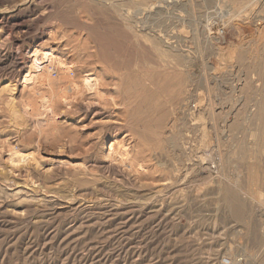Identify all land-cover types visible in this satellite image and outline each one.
<instances>
[{
    "label": "rangeland",
    "instance_id": "1",
    "mask_svg": "<svg viewBox=\"0 0 264 264\" xmlns=\"http://www.w3.org/2000/svg\"><path fill=\"white\" fill-rule=\"evenodd\" d=\"M238 1L0 0V264L264 263V0ZM132 11L146 32L127 28ZM41 49L66 67L51 89L23 85ZM83 75L103 78L106 101L67 96ZM53 94L70 106L57 99L47 123ZM177 135L184 166L165 180ZM114 137L147 172L104 173Z\"/></svg>",
    "mask_w": 264,
    "mask_h": 264
},
{
    "label": "bare ground",
    "instance_id": "2",
    "mask_svg": "<svg viewBox=\"0 0 264 264\" xmlns=\"http://www.w3.org/2000/svg\"><path fill=\"white\" fill-rule=\"evenodd\" d=\"M173 0H170V2H172ZM221 2H223V0H220ZM226 1V0H225ZM227 1H234V0H227ZM236 1H238V0H236ZM257 0H245V7L246 8H248L249 6L248 5H250L251 3H253V2H256ZM10 2V1H9ZM11 2H13V1H11ZM239 2V1H238ZM243 2V1H242ZM262 2V1H261ZM103 3V2H102ZM132 3V2H131ZM257 3V2H256ZM223 4H225L224 2H223ZM241 4H243V3H241ZM22 6V5H21ZM254 6V5H253ZM23 7V6H22ZM25 7V6H24ZM256 7V6H255ZM159 8V7H158ZM161 8V7H160ZM254 8V7H253ZM31 9V8H30ZM249 9V8H248ZM14 10H15V8H14ZM247 10V9H246ZM124 11H126V10H124ZM143 11V10H142ZM13 12V11H12ZM18 12V11H17ZM26 12V11H25ZM141 14V12H135V11H132L130 14H128V13H125L124 12V15H123V18H124V20H125V22H126V26H127V28H129L130 30H132L133 32L135 31L136 32V29L138 28V30L139 31H147V30H145V29H147V27L145 28L143 25H141V24H139V22H140V20L137 18L139 15ZM219 15V14H218ZM223 15V14H222ZM229 15V14H228ZM237 15V14H236ZM235 15V16H236ZM247 15V14H246ZM219 16H221V15H219ZM235 16H233L232 18H234ZM222 17V16H221ZM229 18V17H228ZM231 18V19H232ZM245 18V17H244ZM20 19V18H19ZM41 19V18H40ZM223 19V18H222ZM237 20V19H236ZM246 20V19H245ZM252 20V19H251ZM235 21V20H234ZM238 21V20H237ZM141 22H143V21H141ZM243 22V21H242ZM246 22V21H245ZM253 22H254V20H253ZM261 24H263V22H264V20H263V22H262V19L259 21ZM2 23V22H1ZM235 23H237V22H235ZM239 23V22H238ZM244 23V22H243ZM5 26V25H4ZM125 26V27H126ZM215 26V25H214ZM1 27V26H0ZM261 27V26H260ZM13 28V27H12ZM35 28V27H34ZM149 28V27H148ZM3 29V28H2ZM5 29V28H4ZM89 29V28H88ZM9 30V29H8ZM137 30V31H138ZM150 30V29H149ZM152 30V29H151ZM149 31V32H155L154 30L153 31ZM264 30V26H262L261 27V29H260V33L262 32ZM258 31V30H257ZM5 32V31H4ZM17 32V31H16ZM205 32L207 33V38L209 37L210 38V36H208V34H210V29L209 28H206L205 27ZM129 33V32H128ZM137 33V32H136ZM135 33V34H136ZM139 33V32H138ZM142 33V32H141ZM221 33V32H220ZM2 34V33H1ZM5 34V33H4ZM89 34V33H88ZM144 34H146V33H144ZM155 34V33H154ZM96 35V34H95ZM126 35V34H125ZM218 35V34H217ZM13 36V35H12ZM16 36V35H15ZM134 36V35H133ZM141 35H139V37H140ZM146 36H147V34H146ZM158 36V35H157ZM1 37H2V35H1ZM3 37H5V36H3ZM99 37H101L100 35H99ZM102 37H103V35H102ZM105 37V36H104ZM103 37V38H104ZM155 37L156 36H154V39H155ZM112 38V37H111ZM128 38V37H127ZM148 38H150V37H148ZM159 38V37H158ZM157 38V39H158ZM222 38V37H221ZM100 39V38H99ZM102 39V38H101ZM106 39V38H105ZM113 39V38H112ZM128 39H130V38H128ZM156 39V40H157ZM206 39V38H205ZM211 39V38H210ZM214 39H215V37H214ZM1 40H2V38H1ZM5 40V39H4ZM107 41H106V43L108 42V39H106ZM133 40V39H132ZM208 40V39H207ZM3 41V40H2ZM6 41V40H5ZM104 41V40H103ZM111 41V40H110ZM136 41V40H135ZM160 41V40H159ZM264 41V40H263ZM112 42H113V40H112ZM117 42V41H116ZM162 42H164V41H162ZM109 43V42H108ZM131 43V42H130ZM137 43V42H136ZM1 44V43H0ZM104 44V43H103ZM158 44V43H157ZM106 45V44H105ZM115 45V44H114ZM119 45V44H118ZM122 45V44H121ZM166 45V44H165ZM107 47H108V44L106 45ZM105 46V47H106ZM112 46V45H111ZM116 46V45H115ZM127 46H129V44H127ZM110 47V46H109ZM114 47V46H113ZM113 47L112 48H109V49H113ZM163 47H165L164 45H163ZM49 48V47H48ZM126 48V47H125ZM125 48H123V49H125ZM130 48H132L131 47V44H130ZM134 48V47H133ZM51 49V48H50ZM107 49V48H106ZM114 49H116V48H114ZM114 49H113V51H114ZM121 48H119V50H120ZM121 50V51H123L124 52V50ZM126 49H128V48H126ZM156 49H158V47L156 48ZM161 49V48H160ZM160 49H158V50H160ZM22 50V49H21ZM42 50V49H41ZM100 50V49H99ZM108 50V49H107ZM118 50V49H117ZM136 50V49H135ZM134 50V55H136V51ZM138 47H137V53H138ZM112 51V52H113ZM120 51V52H121ZM126 51V50H125ZM128 51H129V49H128ZM125 52L124 54H128L129 52ZM131 51V50H130ZM166 51V50H165ZM173 51V50H172ZM185 51V50H184ZM25 52V51H24ZM104 52H106V50L104 51ZM117 52V51H116ZM116 52H114L113 54H115ZM160 52H162V51H160ZM167 52H171V50L170 51H168L167 50ZM262 52V51H261ZM21 53V52H20ZM87 53V52H86ZM101 53V52H100ZM188 53V52H187ZM256 53V52H255ZM263 53V52H262ZM22 54V53H21ZM98 55H99V53H97ZM106 54V53H105ZM104 54V55H105ZM109 54V53H108ZM122 54V53H121ZM129 54H131V52L129 53ZM163 54V53H162ZM164 54H165V52H164ZM163 54V55H164ZM86 55V54H85ZM103 55V54H102ZM116 55H119L118 53L116 54ZM258 55V54H257ZM1 56V55H0ZM66 56V55H65ZM93 55L91 54V57H92ZM96 56V55H95ZM129 56H132V58H133V54L132 55H129ZM137 56V55H136ZM135 56V57H136ZM254 56V55H253ZM58 57V56H57ZM87 57V56H86ZM106 57H108L107 55H106ZM110 57V56H109ZM108 57V58H109ZM114 57H116V56H114ZM144 57V56H143ZM2 58V57H1ZM13 58V57H12ZM20 58V57H19ZM26 58V57H25ZM28 58V57H27ZM29 58L31 59V61L29 62L28 61V65H27V71L25 72V74L23 75V85L24 86H27V85H33V83L36 81V80H42V79H44L43 80V82H45L46 83V85L48 86V87H50V89H51V87H52V82L53 81H57V80H53L52 82L50 81V79H49V77H50V74L52 75V71H59V70H65L66 69V67H65V65H64V62H62V61H60L59 59H57L56 57H53V55L49 52V50H42V51H37V50H34L32 53H31V55L29 56ZM87 58H89V57H87ZM257 58V57H256ZM110 59V58H109ZM108 59V60H109ZM134 59V58H133ZM10 60V59H9ZM14 60H15V58H14ZM27 60V59H26ZM26 60H24V62L26 61ZM111 60V59H110ZM13 62V61H12ZM27 62V61H26ZM104 62V61H103ZM108 62V61H107ZM95 63V62H94ZM106 63V62H105ZM109 63V62H108ZM177 63V62H176ZM178 63H180V62H178ZM26 64V63H25ZM90 64H92V63H90ZM107 64V63H106ZM8 65V64H7ZM110 65H113V64H110ZM17 66H19V65H17ZM26 66V65H25ZM95 66V65H94ZM108 66V65H107ZM160 66V65H159ZM171 66V65H170ZM113 67V66H112ZM162 67H163V69H167V68H170L168 65H167V62L165 63H163V65H162ZM17 68V67H16ZM109 68V67H108ZM175 68H176V70H178V68H181V67H178V65L177 66H175ZM162 69V70H163ZM183 69V68H182ZM10 70H11V68H10ZM95 70V69H94ZM173 70H175V69H173ZM62 71V72H63ZM69 71V70H68ZM98 71V70H97ZM20 72V71H19ZM52 72V73H51ZM59 72H61V71H59ZM66 72V71H65ZM163 72V71H162ZM179 72V71H178ZM182 72V71H181ZM68 73V72H67ZM66 73V74H67ZM176 73H177V71H176ZM180 73V72H179ZM17 74H19V73H17ZM54 74H55V72H54ZM61 75H62V73H60ZM59 74V75H60ZM65 74V76H64V80H65V78H66V75ZM9 75V74H8ZM60 75V76H61ZM91 75V74H90ZM95 75V74H94ZM58 76V75H57ZM100 76V75H99ZM182 76V75H181ZM18 77V76H17ZM21 77V76H20ZM62 77V76H61ZM60 77V78H61ZM83 77H84V75H83ZM82 77V78H83ZM58 78V77H57ZM101 78V77H100ZM102 79L103 78H101V81H99L97 78H93L92 76H86V77H84L83 79H82V81H81V83L79 84V85H77V84H74V83H71V82H68V84L66 85V88L64 89V91H65V93L67 92V96H69L68 94V92H71V94L73 95V94H75L76 96H79V97H77V98H82L83 96L84 97H86L85 95H94V96H97L98 98H101L102 96L104 97L105 95V93H103V95H102V93H101V90L105 87V83L102 81ZM60 80V79H59ZM66 80H67V78H66ZM71 80H72V78H71ZM145 80V79H144ZM149 80V79H148ZM161 80V79H160ZM180 80H181V77H180ZM183 80V79H182ZM182 80H181V82H182ZM13 81V80H12ZM69 81V80H68ZM73 81V80H72ZM106 81V80H105ZM179 81V80H178ZM212 81V80H211ZM41 82V81H40ZM41 83L40 85H42V84H44V83ZM62 82V81H61ZM67 82V81H66ZM146 82V81H145ZM152 82V81H151ZM14 83V82H13ZM35 83H37V82H35ZM54 83V82H53ZM59 83H60V81H59ZM63 83V82H62ZM150 83V82H149ZM165 83V82H164ZM58 83H56V85H57ZM45 85V84H44ZM61 85V84H60ZM108 85V84H107ZM184 85V84H183ZM15 86V85H14ZM35 86V85H34ZM43 86V85H42ZM41 86V87H42ZM54 86V85H53ZM62 86V85H61ZM64 86H65V84H64ZM30 87V86H29ZM28 87V88H29ZM33 87V86H32ZM32 87H30V88H32ZM36 87V86H35ZM38 87V86H37ZM154 87V86H153ZM152 87V88H153ZM183 87V86H182ZM245 87V86H244ZM23 88H25V87H23ZM30 88H29V90H30ZM56 88V87H55ZM106 88V87H105ZM104 88V89H105ZM22 89V88H21ZM33 89H36V88H33ZM44 89V88H43ZM47 90V89H46ZM180 90V89H179ZM181 90H183L182 88H181ZM186 90V89H185ZM34 91V90H33ZM32 91V92H33ZM37 91V90H36ZM36 91H34V93L36 92ZM57 91V90H56ZM55 91V92H56ZM60 91V90H59ZM63 91V90H62ZM62 91H60V92H62ZM109 90H107V92H108ZM31 92V91H30ZM31 92V93H32ZM103 92V91H102ZM183 92H185V91H183ZM49 93H52V92H49ZM64 93V92H63ZM181 93V92H180ZM209 93V92H208ZM21 94V93H20ZM40 94V93H39ZM60 94V93H59ZM59 94H53L51 97H50V100L49 101H47L48 103V105L46 106V110H47V112L45 111V112H43L44 114L46 113V118H45V121L48 123L49 121H51L52 119H53V114L51 113V110H52V108L53 107H55V106H53V104L54 103H57V99H58V101L59 102H61V104L63 105H66V108L67 107H69L70 106V103H69V101L68 102H66L67 101V98H66V95L65 94H62V95H59ZM107 94V93H106ZM114 94V93H113ZM175 94V93H174ZM195 94V93H194ZM8 95V94H7ZM87 95V96H88ZM179 95H181V94H179ZM179 95H178V97H179ZM186 95V94H185ZM210 95V94H209ZM42 96V95H41ZM48 96H50V95H48ZM74 96V95H73ZM72 96V97H73ZM107 96V95H106ZM105 96V97H106ZM20 97V96H19ZM42 97H44V95L42 96ZM46 97H47V95H46ZM90 97V96H89ZM102 97V98H103ZM159 97V96H158ZM184 97V96H183ZM190 97V96H189ZM49 98V97H48ZM88 98V97H87ZM160 98V97H159ZM162 98V97H161ZM176 98V97H175ZM182 98V97H181ZM180 98V99H181ZM191 98V97H190ZM189 98V99H190ZM213 98V97H212ZM68 99H69V97H68ZM86 99V98H85ZM105 99H107V97L106 98H104V100ZM109 99H111V98H109ZM109 99H108V101H109ZM114 98H112V100H113ZM196 99V98H195ZM44 100L45 99H43V102H44ZM47 100V99H46ZM72 100V99H71ZM77 100H79V99H77ZM83 100V99H82ZM98 100V99H97ZM170 100V99H169ZM88 101V100H87ZM92 101V100H91ZM99 101V100H98ZM106 101V100H105ZM114 101V100H113ZM164 101H166L165 99H164ZM196 101V100H195ZM194 101V102H195ZM46 102V101H45ZM79 102V101H78ZM83 102V101H82ZM95 102H96V99H95ZM112 102V101H111ZM180 102V101H179ZM184 102V101H183ZM220 102V101H219ZM243 102V101H242ZM94 103V102H93ZM100 103V102H99ZM104 104H105V102H103ZM102 103V104H103ZM115 103V102H114ZM167 103V102H166ZM181 103V102H180ZM197 103V102H196ZM210 103V102H209ZM252 103V102H251ZM257 103V102H256ZM59 104V103H58ZM72 104H73V102H72ZM76 104L78 105V103L76 102ZM75 104V105H76ZM92 104V103H91ZM173 104V103H172ZM42 105H44V104H42ZM55 105V104H54ZM76 105V106H77ZM81 105V104H80ZM100 106H101V104H99ZM114 105V104H113ZM45 106V105H44ZM53 106V107H52ZM74 106V105H73ZM73 106H71L70 107V109H72V107ZM103 106V105H102ZM168 106V105H167ZM176 106H178V104H176L175 105V107ZM185 106V105H184ZM210 106V105H209ZM261 106V105H260ZM31 107V106H30ZM52 107V108H51ZM63 107V106H62ZM81 107V106H80ZM181 107H182V104H181ZM197 107V106H196ZM254 107V106H253ZM85 108H87V106L85 107ZM98 108V107H97ZM96 108V109H97ZM173 108V107H172ZM178 108V107H177ZM176 108V109H177ZM210 108H211V106H210ZM210 108H209V110H210ZM213 108V107H212ZM263 108V107H262ZM31 109V108H30ZM39 109V108H38ZM45 109V108H44ZM70 109H68V110H70ZM214 109V108H213ZM260 109V108H259ZM73 110H75V108L73 109ZM77 110V109H76ZM75 110V111H76ZM100 110H101V108H100ZM182 110H184V109H182ZM190 110V109H189ZM261 111H262V109H260ZM88 111V110H87ZM186 111V110H185ZM184 111V112H185ZM25 112V111H24ZM28 112V111H27ZM77 112V111H76ZM85 112V111H84ZM89 112H91V111H89ZM99 112H101V111H99ZM188 112V111H187ZM187 112H185L184 114H186ZM253 111H251V113H252ZM255 112V111H254ZM257 113H258V111H256ZM29 113V112H28ZM34 113H35V111H34ZM33 113V114H34ZM104 113V112H103ZM173 113V112H172ZM175 113V112H174ZM70 114H72V113H70ZM88 114V113H87ZM100 114V113H99ZM106 114V113H105ZM111 114V113H110ZM197 114H199V113H197ZM210 114V113H209ZM256 114V113H255ZM261 114H262V112H261ZM29 115V114H28ZM61 115H64L65 116V114H61ZM67 115V114H66ZM89 115V114H88ZM98 115V114H97ZM96 115V116H97ZM104 115V114H103ZM191 115V114H190ZM247 115V114H246ZM256 115H258V114H256ZM57 116V115H56ZM94 116V115H93ZM211 116V115H210ZM209 116V117H210ZM32 117H33V115H32ZM35 117V116H34ZM60 117V116H59ZM84 117V116H83ZM98 117V116H97ZM108 117V116H107ZM237 117H238V115H237ZM252 117H256L255 115H254V113H252V115L251 116H249V114H248V116H246L245 118H244V120L245 121H249V120H251V118ZM58 118V117H57ZM85 118H86V116H85ZM101 118V117H100ZM210 118H212V116L210 117ZM227 118V117H226ZM242 118V117H241ZM240 118V119H241ZM83 119V118H82ZM81 119V120H82ZM102 119V118H101ZM172 119V118H171ZM238 119V118H237ZM253 119V118H252ZM255 119V118H254ZM253 119V120H254ZM260 119V118H259ZM264 119V118H263ZM78 120V119H77ZM108 120V119H107ZM253 120H251V121H253ZM256 120H258V119H256ZM53 121H55V120H53ZM85 121V120H84ZM240 121V120H239ZM255 121V120H254ZM37 122V121H36ZM66 122V121H65ZM106 122V121H105ZM250 122V121H249ZM53 123V122H52ZM43 124V123H42ZM105 124V123H104ZM169 124V123H168ZM171 124H172V122H171ZM56 125V124H55ZM82 125V124H81ZM80 125V126H81ZM108 125V124H107ZM46 126V125H45ZM112 126V125H111ZM165 126V125H164ZM212 126V125H211ZM210 126V127H211ZM103 127V126H102ZM155 127V126H154ZM167 127V126H166ZM168 127H170V126H168ZM255 127V126H254ZM85 128V127H84ZM173 128V127H172ZM152 129V128H151ZM158 129V128H157ZM133 130V129H132ZM171 130V129H170ZM182 130V129H181ZM172 131V130H171ZM185 131V130H184ZM82 132V131H81ZM158 132V131H157ZM246 132V131H245ZM104 132H102V134H103ZM156 133V132H155ZM159 133V132H158ZM161 133V132H160ZM174 132H172V133H170V134H173ZM157 134V133H156ZM164 134V133H163ZM167 134V133H166ZM173 135H175V134H173ZM114 136V135H113ZM138 136V135H137ZM165 136V135H164ZM167 136V135H166ZM242 136V135H241ZM245 136V135H244ZM143 137V136H142ZM235 137V136H234ZM108 138V137H107ZM183 138H185V137H183ZM183 138L181 137V135H177V137L175 138V140L172 142L173 143V148L172 147H170V149L172 148V151L171 150H169V151H171V152H173V155H174V157H175V159L174 160H176L175 161V163H176V166L174 165L173 167V169H166V168H164V170H163V173H164V175H166L167 177V179H165V180H170L171 178V176H173V173L174 172H178L181 168H183V164H184V156H183V147H184V140H183ZM230 138V137H229ZM237 138V137H236ZM245 138H246V136H245ZM244 138V139H245ZM117 139V138H116ZM115 139V137L114 138H112L111 139V141H110V144L108 145L109 147H108V149H107V151H105V153L103 152V154H104V156L106 157V161H102L103 163H102V165H101V168H102V170L104 171V173L105 174H107V176L108 177H113V178H111L113 181H115L116 182V177H119V176H123L124 175V172H125V168L127 169H129V172L132 170V172H135V173H137V174H140L141 172L143 173L144 171H146L145 170V167H147V166H144L143 164H142V162L141 163H139V161H136L134 158H135V156H134V158L131 156V154H130V150L128 149V147L127 146H125V143L124 142H118L117 140ZM143 139V138H142ZM233 139V138H232ZM258 139V138H257ZM167 140H168V138H167ZM172 140H173V138H172ZM84 141H85V139H84ZM92 141V140H91ZM164 141H166V140H164ZM186 141H188L187 139H186ZM247 141V140H246ZM168 142V141H167ZM169 143V142H168ZM186 143V142H185ZM132 144H133V142H132ZM170 144V143H169ZM253 144V143H252ZM16 145V144H15ZM167 145V144H166ZM172 145V144H171ZM186 145V144H185ZM240 145V144H239ZM141 146V145H140ZM168 146V145H167ZM187 146V145H186ZM185 146V147H186ZM84 147V146H83ZM240 147V146H239ZM238 147V148H239ZM141 148V147H140ZM232 148V147H231ZM142 149V148H141ZM242 149V148H241ZM260 149V148H259ZM82 150V149H81ZM88 150V149H87ZM139 150V149H138ZM188 150V149H187ZM166 151V150H165ZM85 152V151H84ZM87 152V151H86ZM169 153V152H168ZM191 153H192V151H191ZM21 154V153H20ZM24 154V153H23ZM166 154V153H165ZM210 154V153H209ZM241 154H242V152H241ZM246 154V153H245ZM158 155V154H157ZM156 155V156H157ZM12 159H14V158H19L18 157V155H17V152H14V153H12ZM76 156V155H75ZM167 156V155H166ZM186 156V155H185ZM188 156V155H187ZM203 156V155H202ZM161 157H163V156H161ZM189 157V156H188ZM89 158V157H88ZM92 158V157H91ZM169 158V157H168ZM201 158V157H200ZM87 159V158H86ZM104 159V158H103ZM153 159V158H152ZM188 159V161L187 162H189V158H187ZM88 160V159H87ZM156 160V159H155ZM11 161V160H10ZM15 161V160H14ZM13 164V163H12ZM84 164V163H83ZM96 164V163H95ZM100 164V163H99ZM145 165H146V163H144ZM185 164H187V163H185ZM17 164H15V166H16ZM36 165H37V163H36ZM36 165H34V166H36ZM77 165V164H76ZM89 165V164H88ZM155 165V164H154ZM249 165H251V164H249ZM54 166H56V165H54ZM73 166V165H72ZM96 166V165H95ZM121 166H124L123 168H124V171L122 170V168H121ZM188 166V165H187ZM61 167V166H60ZM79 167V166H78ZM14 168V167H13ZM154 168V167H153ZM168 168H170V167H168ZM49 169V168H48ZM61 169V168H60ZM71 169V168H70ZM86 169V168H85ZM89 169V168H88ZM88 169H86L87 171H88ZM92 169V168H91ZM94 169V168H93ZM56 170V169H55ZM63 170V169H62ZM68 171V170H67ZM74 171H75V169H74ZM85 171V170H84ZM95 171V170H94ZM16 172V171H15ZM53 172V171H52ZM62 172V171H61ZM69 172V171H68ZM147 172V171H146ZM184 172V171H183ZM188 172V171H187ZM95 173V172H94ZM182 173V172H181ZM16 174V173H15ZM85 174V173H84ZM91 174H92V172H91ZM95 174H97V173H95ZM127 174V173H126ZM18 175V174H17ZM130 175H131V173H130ZM135 175V174H134ZM143 175V174H142ZM183 175V174H182ZM77 176H79V175H77ZM100 176H102V175H100ZM99 176V177H100ZM181 176V175H180ZM93 177V176H92ZM99 177H98V179H99ZM183 177V176H182ZM111 179H109V180H111ZM159 179V178H158ZM254 179V178H253ZM57 180V179H56ZM76 180V179H75ZM74 180V181H75ZM96 180H97V178H96ZM100 180V179H99ZM108 180V181H109ZM120 180H122V179H120ZM73 181V180H72ZM102 181H104V180H102ZM108 181H105V182H108ZM123 181H124V179H123ZM177 181V180H176ZM148 182V181H147ZM180 182V181H179ZM97 183V182H96ZM95 183V184H96ZM111 183V182H110ZM109 183V184H110ZM256 183V182H255ZM88 184V183H87ZM106 184V183H105ZM109 184H107L108 186H109ZM150 184V183H149ZM155 184H156V182H155ZM182 183H180V185H181ZM83 185V184H82ZM130 185V184H129ZM140 185V184H139ZM143 185V184H142ZM192 185V184H191ZM91 186H93V185H91ZM117 186H119V185H117ZM174 186H175V184H174ZM177 186V185H176ZM258 186V185H257ZM107 187V186H106ZM114 187V186H113ZM109 188V187H108ZM127 188V187H126ZM177 188V187H176ZM103 189V188H102ZM116 189H118V188H115V190ZM130 189H132V188H130ZM180 189V188H179ZM114 190V189H113ZM121 190V189H120ZM119 191V190H118ZM100 192H103V191H101V189H100ZM105 192V191H104ZM106 192H108V190H106ZM115 192V191H114ZM121 192V191H120ZM128 192V191H127ZM111 193V192H110ZM110 193H108V195L110 194ZM74 194V193H73ZM76 194V193H75ZM100 194H102V193H100ZM99 194V195H100ZM107 194V193H106ZM121 194V193H120ZM120 194H116L117 196L119 195L120 196ZM126 194V193H125ZM87 195V194H86ZM115 195V194H114ZM110 196L109 198H115V199H117L116 198V196ZM130 195V194H129ZM58 196V195H57ZM107 196V195H106ZM127 197V196H126ZM101 198V197H100ZM104 198H106V199H108L107 197H105L104 196ZM103 198V199H104ZM123 198H125V197H123ZM128 198V197H127ZM89 199V198H88ZM95 199V198H94ZM93 199V200H94ZM97 200H98V196H97V198H96ZM120 199V198H119ZM130 199V198H129ZM84 200V199H83ZM87 200V199H86ZM101 200V199H100ZM109 200H111V199H109ZM127 200V199H126ZM90 201V200H89ZM120 201V200H119ZM176 201V200H175ZM179 201V200H178ZM257 201V200H256ZM87 202V201H86ZM94 202V201H93ZM103 202H105V200L103 201ZM116 202V201H115ZM121 202L122 201H120V204H121ZM192 202V201H191ZM178 203V202H177ZM134 204V203H133ZM79 205V204H78ZM90 205V204H89ZM97 205V204H96ZM109 205V204H108ZM111 205V204H110ZM118 205V204H117ZM128 205H129V203H128ZM181 204H179V206H180ZM198 205V204H197ZM106 206V205H105ZM105 206H103V207H105ZM120 206V205H119ZM182 206V205H181ZM87 207H89V206H86V208ZM108 207V206H107ZM132 207V206H131ZM178 207V206H177ZM196 207V206H195ZM67 208V207H66ZM79 208V207H78ZM125 208V207H124ZM133 208V207H132ZM194 208V207H193ZM104 209V208H103ZM116 209V208H115ZM126 209V208H125ZM183 209V208H182ZM118 210V209H117ZM119 211H120V209H119ZM176 211V210H175ZM180 211V210H179ZM182 211V210H181ZM180 211V212H181ZM9 218V217H8ZM54 222V221H53ZM29 223V222H28ZM57 223V222H56ZM51 224V223H50ZM76 224V223H75ZM79 225V224H78ZM74 226V225H73ZM87 228V227H86ZM83 229V228H82ZM61 260V259H60ZM62 261V260H61ZM262 264V263H261ZM264 264V263H263Z\"/></svg>",
    "mask_w": 264,
    "mask_h": 264
},
{
    "label": "built area",
    "instance_id": "3",
    "mask_svg": "<svg viewBox=\"0 0 264 264\" xmlns=\"http://www.w3.org/2000/svg\"><path fill=\"white\" fill-rule=\"evenodd\" d=\"M220 264H231L228 259H221Z\"/></svg>",
    "mask_w": 264,
    "mask_h": 264
}]
</instances>
